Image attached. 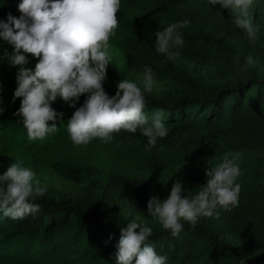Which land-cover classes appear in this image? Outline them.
Returning a JSON list of instances; mask_svg holds the SVG:
<instances>
[{
  "label": "trees",
  "instance_id": "1",
  "mask_svg": "<svg viewBox=\"0 0 264 264\" xmlns=\"http://www.w3.org/2000/svg\"><path fill=\"white\" fill-rule=\"evenodd\" d=\"M19 2L0 0V16L6 18L10 12L18 17ZM216 10L207 0H121L118 26L109 41L113 61L107 67L105 91L115 95L118 82L124 79L120 64L143 71L145 65L156 70L159 61L171 65V60L155 51V32L176 21L190 20L180 29L184 41L178 49L180 57L198 64L213 60L216 39L226 44L238 34L231 16ZM5 50L12 48L0 41V107L4 108L0 171L15 159L23 160L47 191L35 201L40 205L37 213L15 220L0 215V264H64V256L67 264H96L92 260L99 254L102 260L97 264H108L107 255L114 264L120 227L133 219L153 229L148 242L167 257V264L264 263V95L259 91L247 102L243 90L251 85L264 88V67L259 61L249 64L240 56L244 80L241 75L227 78L224 72L230 61L222 63L224 69L218 72L225 79L200 84L199 93L190 89L165 100L146 92L145 112L151 115L163 109L162 119L169 129L155 147L147 148V138L139 132L123 131L114 133L108 143L95 139L77 146L67 132V120L87 94L81 95L75 108L57 97L51 106L64 114L63 121H55L59 131L42 140H29L22 118L15 115L22 99H14L19 66L10 64ZM26 55L29 63L24 67L34 71L38 58ZM189 105L199 110L191 113ZM78 148L81 153L73 154ZM236 151L248 154L240 160L239 204L230 212L201 217L194 228L181 221L183 228L177 236L148 215L149 198L161 199L153 177L171 171L169 194L172 184L181 180L185 195L191 197L206 182L208 159L214 166L225 153ZM188 161L196 163L175 168ZM86 229L92 232L94 244L85 239L82 232ZM57 235L67 242L55 244ZM96 247L99 254L91 252Z\"/></svg>",
  "mask_w": 264,
  "mask_h": 264
},
{
  "label": "clouds",
  "instance_id": "2",
  "mask_svg": "<svg viewBox=\"0 0 264 264\" xmlns=\"http://www.w3.org/2000/svg\"><path fill=\"white\" fill-rule=\"evenodd\" d=\"M257 2L264 0H207V4L229 10L232 23L253 45L259 27L251 9ZM120 6L121 0H20L18 17L10 12L6 18L0 16V41L12 48L11 52L5 50L4 57L19 66L14 99H22L15 115L22 118L29 140H42L59 131L55 121H63L64 114L51 106L57 97L75 108L83 94H87L83 104L67 120V132L77 146L95 139L108 143L114 133L123 131L139 132L147 138L150 149L158 138L168 135L163 109L151 115L145 112V93L156 84L151 67H144L143 87L134 80L121 79L112 96L103 87L107 67L113 61L109 41L118 26ZM189 23L184 19L157 30L155 51L169 60L179 57L178 49L184 42L180 29ZM26 54L38 58L34 71L24 67L29 63ZM252 62L248 57V63ZM3 112L0 107V114ZM241 156L240 151L225 153L214 166L209 160L206 182L194 196L185 195L183 182L176 180L166 199L149 198L148 215L177 236L183 228L181 221L194 228L201 217L219 216L220 210L230 212L239 204ZM46 191L36 171L15 159L0 175V215L15 220L37 213L40 205L35 201ZM152 232L147 223L135 219L120 227L116 264H167V257L148 242Z\"/></svg>",
  "mask_w": 264,
  "mask_h": 264
},
{
  "label": "rangeland",
  "instance_id": "3",
  "mask_svg": "<svg viewBox=\"0 0 264 264\" xmlns=\"http://www.w3.org/2000/svg\"><path fill=\"white\" fill-rule=\"evenodd\" d=\"M215 6L217 7L216 11H218L219 13L231 16L229 10L222 8L221 5L217 4ZM251 13L254 23L259 27L258 39L254 45L251 43L246 33L243 30L237 28L238 34L236 38H230L229 43L226 42V44H222L221 40L216 39L217 42L214 43V50L212 52V55H214V57L210 62L198 64L180 56L175 60H171L172 64L169 66L164 65L163 62L159 61L158 68L156 70H153V72L155 73L156 84L153 86V90L149 93L151 95H156L157 99L165 100L170 99L173 96L178 97L181 94L190 91V89H193L196 93H199L201 92L199 88L200 84H209L221 79H225L218 71H220V69L223 70L224 68L222 66V63H226L228 61H230V63L224 72L226 74V77L232 79V77L236 75H241L242 80H244L246 78L242 67V61L240 60L242 56H245L247 60L248 57H252V60L255 59V61H259L262 67H264V2H257L256 4H254L253 8L251 9ZM195 26H198V24H195ZM215 36L219 39L223 38L217 32H215ZM248 51H250L251 54L248 53L247 55L246 52ZM110 55L112 56L111 52ZM119 57L121 58V55H119ZM122 61L126 63L123 57ZM120 65L123 73L122 76L124 77V79L134 80L138 82L141 87H143V70H139L136 68L133 69L130 64ZM243 90L245 97L244 100L247 102H250L252 100V97H254L259 91L264 95V88L258 85L245 86L243 87ZM231 99L232 98H229L227 101H230ZM188 107L190 108L191 113H195L199 110V108H194L191 105H189ZM146 113H148V111ZM81 151L82 149L78 148L76 150H73L72 153L80 154ZM242 154L248 153L243 152ZM195 163V161H188L178 166L176 165L175 168H190ZM6 170L7 169L0 171V175H2ZM147 176L150 178V174ZM170 179L171 171L168 172L167 170L162 174L153 177L152 183L155 190L157 191V195H159L162 200L166 199L169 195L168 185L170 184ZM82 233L86 234L85 239L87 240V242H91L93 244L95 243L92 232L90 233L86 229ZM66 242V238L62 240L61 235H57L54 240L55 244ZM78 246L83 247L84 245L81 242H78ZM99 247L92 249L91 252L94 251L96 253ZM100 255L101 254H99V256H96L92 261L97 264V261L102 260V257ZM77 256L79 255L77 254ZM67 259L68 258L64 256V264H67ZM85 262L87 263L89 262V260H86ZM106 262L108 264H111L110 257L108 255ZM113 262L114 264H116L114 259Z\"/></svg>",
  "mask_w": 264,
  "mask_h": 264
}]
</instances>
